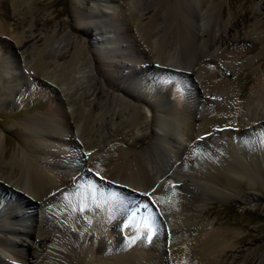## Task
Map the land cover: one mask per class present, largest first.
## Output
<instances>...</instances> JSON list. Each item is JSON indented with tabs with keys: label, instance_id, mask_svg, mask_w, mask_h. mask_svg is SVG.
<instances>
[{
	"label": "bare ground",
	"instance_id": "6f19581e",
	"mask_svg": "<svg viewBox=\"0 0 264 264\" xmlns=\"http://www.w3.org/2000/svg\"><path fill=\"white\" fill-rule=\"evenodd\" d=\"M86 1L75 24L92 50L71 29L26 26L36 0H10L13 24L0 23L19 58L11 74L35 78L54 103L14 124L27 141L17 153L0 134V264H264L257 241L237 246L250 234L206 219L234 196L245 213L264 211L248 193L264 184V68L241 104L237 78L204 66L231 70L250 54L239 45L261 41L260 6L234 33L218 0H94L89 13ZM150 71L191 77L196 98L176 90L185 102L168 107L170 90L156 99L144 83ZM28 82L1 90L5 104Z\"/></svg>",
	"mask_w": 264,
	"mask_h": 264
},
{
	"label": "rangeland",
	"instance_id": "374dc122",
	"mask_svg": "<svg viewBox=\"0 0 264 264\" xmlns=\"http://www.w3.org/2000/svg\"><path fill=\"white\" fill-rule=\"evenodd\" d=\"M1 1H0V23L9 22L13 24L12 23L13 20L10 19L11 16L13 17L10 0H1ZM93 1L94 0H87L86 5L83 6L86 13H89L90 7ZM127 1L128 0H121L120 3L121 2L122 3L121 4L119 3V4L120 5H124V3L128 4ZM218 1L220 4L216 7L217 9L214 10V13L216 12L215 14H218L219 16H221L220 19H222L223 23L229 22V21H232L235 23L237 22L236 23L237 29L235 28L236 30H233L234 33L240 32V30H243L245 27L251 26L255 22V19L251 18L253 14L252 11H254L252 10V7L260 6L261 8L256 11V15H258V18H256V20L259 22H263V25L260 28V31H261L260 37L262 38L261 41L259 42L254 41L255 44L246 42L244 45H239V47L240 46H247V47L252 46L254 49L250 52V54L239 59L236 62V65H233L234 69H231V70L228 69L229 71L228 70L226 71V67H224L223 65L220 66L219 65L220 62H216L213 64L212 63L213 61L207 59L209 64L208 62L204 63V66H207V67L214 66L215 67V68L211 67L213 69L211 73L214 75L217 81L220 79V76H221L222 81H227L226 79L229 77L228 75H231V77L228 78L229 80H231L232 77L237 78L236 85L234 86L237 89L242 90L243 97L240 103L243 104L248 99L252 84L258 78L260 71L263 70L264 68V65H262L264 64V52H263L264 51V0H218ZM36 3H39L37 4L38 6L34 5V7L38 8V11L37 12L30 11V14L28 15L24 23L26 26L33 23L35 19H38V21H40L39 22L40 26H38V29L40 30L42 29L44 31L46 30L45 34L47 35L49 33L52 34L57 29V27L60 28V31H59L60 34L67 33L71 29L73 34L77 36L79 41L84 42L90 50L93 49L92 46L89 44L88 39L84 38L81 34H78L77 32V28H76L77 25L75 24L76 23V16H75L76 10L74 7L75 6L82 7V6L76 3V0H36ZM145 17H148V15H145ZM46 21L49 22L48 25ZM206 26H210V25L208 24ZM242 37H246V35L244 36L242 35ZM0 39H1L0 40V74L7 75L6 78H8V80H4V83L3 82L0 83L1 84L0 91L4 90L6 87L8 88V90L7 88L5 90L9 91V89H12V84L14 85L19 84V83L24 84L27 81H29L28 84L30 83L29 84L30 88H27L28 91L26 92H25V89H23L22 87L20 86L18 87L19 90L20 89L23 90L22 91L23 96L15 97L14 99H12L11 106H8L7 104H5V102L2 100V95L0 97V105H1L0 106V134L4 135L7 151L9 154L12 155L20 151L27 142L23 138L21 133L19 132V129L13 127L14 124L18 123L21 119L22 120L25 119L26 117H29V116L32 117L34 115H38V114L45 112V110L51 108L54 103H51L52 99L50 100L47 97L48 94L46 92H48V90L47 89L45 90L44 87L37 85L35 78L31 77V79L29 78L25 82L24 78L22 80L20 79L19 76L15 77L13 74H11V70L9 69V67L13 65V63L15 64V62L19 61V58L13 57L10 49L7 48V46L9 45V42L5 41L6 39H4V36L3 38H0ZM6 70H8L9 72ZM254 70L256 71L252 73ZM12 73H15V71L12 70ZM222 73L224 76L222 75ZM163 74H162L163 78L157 75V73H154L152 71H150V73L148 72V74L147 73L143 74L144 83L153 84V89L151 91L154 93L156 92L157 94L156 99H158L159 96L162 97L163 95L167 93V91L170 90L169 91L170 94H167L169 95L170 103H168L167 105L168 107L179 109L180 105L183 104V102L185 101L180 100V99L179 101L178 100L176 101L177 95H175L176 93L173 94L176 90L177 91L179 90L180 94H182L181 95L183 96L182 99L184 98V94H188L189 98L192 97L193 100L196 98L197 95L195 94L196 91L194 90L195 86L193 85L194 83L191 77L189 78L185 76L183 77V75L182 77H178V75H176L175 73H169L170 79L167 80L164 78V76L166 75L165 74L163 75ZM164 84L167 85L168 87L166 86L164 88L165 86ZM182 85L187 86V88L185 87L183 88ZM172 94L175 98L172 96ZM134 104H137V102ZM192 106H193V109L199 110L196 104H193ZM22 107H27V109H22ZM6 108L7 110L4 111L3 109H6ZM225 138L226 136L224 135L223 139ZM222 143H225V142L222 141ZM180 145L182 144L180 143ZM214 145H218V144L215 143ZM251 145H253L254 147V144H251ZM184 146L185 145H183V147ZM211 147L215 148L216 146L212 145ZM67 168L69 169V167ZM248 193L264 201V184L263 183L259 184V187L256 191H250ZM111 195L118 196V197L121 196L116 191L114 193L112 192ZM245 199L246 197L234 196L231 200L226 201V202H217V201L213 202L211 205H208L207 207L210 214L206 216V219L208 221L216 220L217 227L228 226L231 229H234L240 235L245 236L247 234H250V238L245 243L237 245L238 247L241 248L244 246H248V244L251 245L253 241H257L261 249H263L264 248V211L257 212V211L252 210L250 213H245V209L243 207L244 206L243 203Z\"/></svg>",
	"mask_w": 264,
	"mask_h": 264
}]
</instances>
